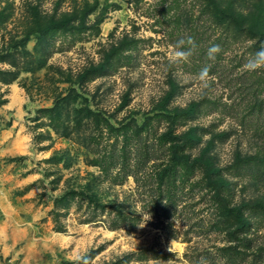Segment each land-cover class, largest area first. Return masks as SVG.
<instances>
[{
    "label": "rangeland",
    "instance_id": "374dc122",
    "mask_svg": "<svg viewBox=\"0 0 264 264\" xmlns=\"http://www.w3.org/2000/svg\"><path fill=\"white\" fill-rule=\"evenodd\" d=\"M187 37L189 60L170 64ZM262 46L264 0H0V264H193L188 244H222L235 222L218 215L212 187L187 193L177 237L145 214L126 231L85 200L55 199L81 191L138 214L132 176L112 184L91 158L136 130L153 140L171 127L190 137L185 152L209 164L226 203L264 204V184L242 169L264 154L261 127L241 122L264 126V113L246 110L264 99V69L243 71ZM203 166L188 180L204 181ZM187 219L209 230L185 235ZM254 228L264 240V223Z\"/></svg>",
    "mask_w": 264,
    "mask_h": 264
},
{
    "label": "trees",
    "instance_id": "16d2710c",
    "mask_svg": "<svg viewBox=\"0 0 264 264\" xmlns=\"http://www.w3.org/2000/svg\"><path fill=\"white\" fill-rule=\"evenodd\" d=\"M247 86L249 89L253 87L249 82ZM246 110L247 113L263 114L264 99L252 103ZM170 114L168 113V118L172 117V121L179 118L177 116L179 113ZM245 115L241 116L244 125L251 123L255 130L261 127L259 134L264 153V126L257 121L252 122L253 119L247 121ZM170 128L153 140L145 137L141 130H136L132 137L131 135L124 137L122 144L113 143L110 150L91 158V164L97 165L103 178L108 179L112 184H121L128 176H132L134 180L132 193L135 192L136 201L140 204L138 214L127 212L121 203L117 205L104 203L81 191L64 193L55 199L56 202H60L61 206L69 205L74 198L78 201L85 200L86 207L93 208L94 212L99 208V214L104 215L101 221L107 222V227L124 228L126 231L133 230L145 214L147 217L150 216L147 220L150 225L165 230L169 236L177 237L180 229L175 226V221L184 207L182 202L186 195L188 196L187 193L193 191L195 186L201 190L202 188L210 190L212 187L214 188L212 199L216 202L218 215L224 220L233 218L235 224L227 227L222 244L213 243L204 246L188 244L184 253L186 257L193 264H264V240L259 239L261 235L254 228L255 220L264 223V204L226 203L224 197L219 196L223 184L218 179H211L209 164L185 152L191 145L190 137L175 134L174 129ZM247 158L242 169L246 168L264 184V154L262 157L246 156L245 159ZM245 159L242 160L245 162ZM197 164L200 166L204 164L203 172L206 179L189 181V172L198 166ZM55 214H59L58 210ZM56 218L57 216L55 220ZM184 223L187 224L183 229L185 235L191 229L197 230L198 233L206 230V224L199 221L189 222L187 219ZM56 226L59 229L61 225ZM190 238V236L185 237V240L189 241Z\"/></svg>",
    "mask_w": 264,
    "mask_h": 264
},
{
    "label": "clouds",
    "instance_id": "9594fccd",
    "mask_svg": "<svg viewBox=\"0 0 264 264\" xmlns=\"http://www.w3.org/2000/svg\"><path fill=\"white\" fill-rule=\"evenodd\" d=\"M195 41L192 37H187L186 39H179L175 45L172 46L168 60L170 64H176L181 62H187L192 54V50L195 48ZM220 52L219 45H212L208 51L207 55L210 59H214L215 55ZM264 69V46L260 47L252 56H250L245 64L243 65V71L245 72H256L258 70ZM199 83L202 85V91L206 89L209 81V67H203L196 76ZM150 219L148 216L146 220ZM143 226V225H142ZM141 226V227H142ZM76 264H79L80 257L76 256L74 258Z\"/></svg>",
    "mask_w": 264,
    "mask_h": 264
}]
</instances>
